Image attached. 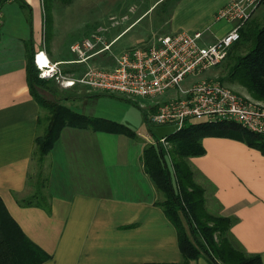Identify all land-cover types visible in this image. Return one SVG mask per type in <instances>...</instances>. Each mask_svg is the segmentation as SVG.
<instances>
[{
	"label": "crops",
	"instance_id": "obj_1",
	"mask_svg": "<svg viewBox=\"0 0 264 264\" xmlns=\"http://www.w3.org/2000/svg\"><path fill=\"white\" fill-rule=\"evenodd\" d=\"M22 1L26 5L18 0L0 5V199L18 228L19 246L23 240L42 251L47 257L38 264L180 263L176 228L158 204L163 195L142 163L144 147L156 136L149 128L139 131L140 119L131 126L122 118L93 114L88 104L81 110L74 108L101 120L95 126L63 128L44 157L49 209L20 203L34 193L27 178L36 170L32 152L42 112L27 81L33 54L45 51L73 76L81 74L87 63L109 67L98 57L100 53L87 63L64 62L74 59L70 45L75 40L66 43L57 31L44 36L41 0ZM169 20L166 32L154 35L183 27L173 13ZM214 20V25L201 30L203 43L213 42L232 25L216 14ZM145 118L143 112L146 122ZM104 121L121 123L132 134L112 130ZM202 146L203 153L187 161L205 188L206 207L215 215L230 217L229 230L237 245L247 254H258L264 264V153L229 136H204ZM189 264L211 263L201 255Z\"/></svg>",
	"mask_w": 264,
	"mask_h": 264
},
{
	"label": "trees",
	"instance_id": "obj_2",
	"mask_svg": "<svg viewBox=\"0 0 264 264\" xmlns=\"http://www.w3.org/2000/svg\"><path fill=\"white\" fill-rule=\"evenodd\" d=\"M18 1L26 5L22 0ZM58 1L68 3L72 0ZM245 43H248V49L242 53L240 50ZM228 56V77L240 82L255 98L264 100V24L254 18L248 20L240 29L239 39L231 45ZM26 72L30 93L45 114L38 117L40 133L34 138L32 160L36 162V170L27 178V183L34 186V193L20 203L48 210L49 196L44 191L46 177L42 169L44 157L63 128H82L101 119L86 116L63 103L68 96L58 94L53 80L38 76L33 60L27 64ZM104 122L112 130L132 134L121 123ZM146 122L149 126L147 119ZM151 128L149 126L150 131ZM213 135L239 138L264 153L261 136L225 121H185L179 130L166 136L167 146L160 142L146 144L142 153L143 167L156 190L163 195L158 204L176 228L182 261L139 264H189L201 255L211 264H263L258 254H247L237 245L229 230L230 217L215 215L207 209L205 188L196 180L187 161L188 157L203 153L202 138ZM17 231L0 199V264H38L46 259L47 256L30 243L22 240V246H19Z\"/></svg>",
	"mask_w": 264,
	"mask_h": 264
},
{
	"label": "built area",
	"instance_id": "obj_3",
	"mask_svg": "<svg viewBox=\"0 0 264 264\" xmlns=\"http://www.w3.org/2000/svg\"><path fill=\"white\" fill-rule=\"evenodd\" d=\"M261 2L231 0L221 7L216 18L232 25L211 43L202 42V31L157 34L148 44L139 43L115 55L112 67H103L87 61L110 50L115 39L106 41L95 31L70 45L77 56L64 62L87 63L78 76L62 68V62L51 61L43 50L33 54V63L40 78L51 79L63 88L81 86L136 101L151 126L174 125L176 131L185 121H225L264 139V104L238 94L216 78L202 75L226 58L231 45L240 37V29ZM161 96L166 99L159 101ZM156 142L168 145L164 137L150 140Z\"/></svg>",
	"mask_w": 264,
	"mask_h": 264
},
{
	"label": "rangeland",
	"instance_id": "obj_4",
	"mask_svg": "<svg viewBox=\"0 0 264 264\" xmlns=\"http://www.w3.org/2000/svg\"><path fill=\"white\" fill-rule=\"evenodd\" d=\"M1 2L4 0H0ZM230 0H72L61 3L58 0H41L44 15L43 35L50 37L53 33L61 37L66 43L78 41L97 31L106 41H110L128 24L141 16L112 43L110 50L101 52L98 57L109 62V67L114 64V56L127 48L139 43H149L153 40L154 33L166 32L169 18L174 14L175 21H180L182 28L190 33L205 30L215 24L214 15L219 8ZM0 2V5H1ZM14 5H18L16 2ZM122 16L127 19L122 20ZM113 17V19H110ZM256 19L259 24H264V0L259 4L250 19ZM249 19V20H250ZM122 20V21H120ZM215 21V22H214ZM176 30V31H177ZM248 43L243 44L241 52L245 53ZM230 50V49H229ZM229 53V51H228ZM228 55V54H227ZM74 58L77 56L73 52ZM229 56L217 66L202 73L205 77L216 78L223 84L252 100L264 104L251 95L248 90L236 79L228 77ZM84 65V64H82ZM58 94L68 101L65 104L81 110L86 104L88 111L93 114H108L115 118H122L129 125L135 126V120L140 119L139 131L146 132L149 128L143 119V109L136 101L113 93L100 94L101 92L87 90L81 86L63 88L55 81L52 84ZM100 94L99 96H97ZM97 96V97H95ZM80 97L85 98L79 99ZM94 97V98H89ZM127 99V100H126ZM80 108V109H79ZM45 114V111L41 112ZM200 121L203 119H199ZM93 126V123L90 124ZM156 136V135H155ZM166 139V137H164ZM156 140L159 138L156 136ZM208 209V208H207ZM209 210V209H208ZM210 211V210H209Z\"/></svg>",
	"mask_w": 264,
	"mask_h": 264
},
{
	"label": "water",
	"instance_id": "obj_5",
	"mask_svg": "<svg viewBox=\"0 0 264 264\" xmlns=\"http://www.w3.org/2000/svg\"><path fill=\"white\" fill-rule=\"evenodd\" d=\"M151 131L158 137H166L174 131V125L152 126Z\"/></svg>",
	"mask_w": 264,
	"mask_h": 264
}]
</instances>
